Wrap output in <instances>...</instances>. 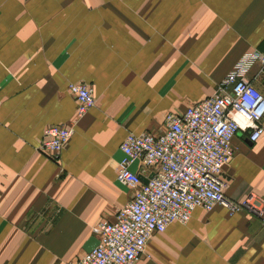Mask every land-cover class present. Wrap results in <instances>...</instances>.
<instances>
[{
  "label": "crops",
  "instance_id": "crops-1",
  "mask_svg": "<svg viewBox=\"0 0 264 264\" xmlns=\"http://www.w3.org/2000/svg\"><path fill=\"white\" fill-rule=\"evenodd\" d=\"M251 50L264 55V0H0V264H67L92 247L97 221L131 196L116 179L123 136L161 131ZM245 77L264 95V63ZM71 81L95 98L78 118ZM70 123L56 156L39 147L45 126ZM261 124L254 141L231 138L229 198L264 199ZM134 264H264V223L196 206Z\"/></svg>",
  "mask_w": 264,
  "mask_h": 264
},
{
  "label": "built area",
  "instance_id": "built-area-1",
  "mask_svg": "<svg viewBox=\"0 0 264 264\" xmlns=\"http://www.w3.org/2000/svg\"><path fill=\"white\" fill-rule=\"evenodd\" d=\"M255 59L264 63L258 51L242 53L211 94L182 111L166 113L161 131L123 136L116 179L131 189V196L112 219L97 221L96 243L67 264H134L154 232L171 221H186L196 206L208 210L221 203L229 211L242 208L264 223V199L253 194L240 199L225 196L220 176L233 153L235 131L248 129L250 141L262 131L264 95L245 77ZM67 90L76 102L75 118L94 104L92 88L85 82L71 81ZM72 129V123L45 126L39 147L56 156ZM133 162L147 173L132 170Z\"/></svg>",
  "mask_w": 264,
  "mask_h": 264
},
{
  "label": "water",
  "instance_id": "water-1",
  "mask_svg": "<svg viewBox=\"0 0 264 264\" xmlns=\"http://www.w3.org/2000/svg\"><path fill=\"white\" fill-rule=\"evenodd\" d=\"M139 176L141 177L142 180H145L141 174H139ZM131 193H132V192H131ZM95 241H96V240H95ZM95 243H96V242H95ZM87 248H89V247H87ZM90 248H91V247H90ZM90 248H89V249H90Z\"/></svg>",
  "mask_w": 264,
  "mask_h": 264
}]
</instances>
